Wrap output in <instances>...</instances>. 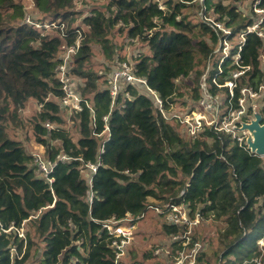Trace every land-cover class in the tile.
I'll list each match as a JSON object with an SVG mask.
<instances>
[{"label": "trees", "instance_id": "trees-1", "mask_svg": "<svg viewBox=\"0 0 264 264\" xmlns=\"http://www.w3.org/2000/svg\"><path fill=\"white\" fill-rule=\"evenodd\" d=\"M31 1L37 13L29 16L32 24L25 22L24 0H0V264H114L112 237L103 222L129 217L137 226L154 213L148 206L182 203L190 218L197 212L205 218L185 246L203 245L196 264H264V247L256 244L264 231L263 156L206 125L193 139L184 124L158 110L147 89L162 99L165 110L180 104L179 113L196 108L206 70V86L218 97L220 110L237 107L242 87H264V38L247 32L258 21L264 31V0H108L104 10L91 5L88 11L75 8L76 0ZM200 11L230 31L227 54L225 34L204 22ZM78 18L89 28L81 30ZM49 22L56 26H43ZM112 28L123 35L122 44L127 40L138 51L128 58L134 75L146 79V85L120 81L113 101L107 77L115 58L127 56L117 54L110 42ZM77 40L66 75L81 108L70 110L59 102L57 67L63 46ZM93 42L109 62L102 61V71L93 69ZM227 81L234 84L232 97ZM262 99L257 108L264 122ZM28 102L35 106L29 123L44 148L40 155L55 162L51 182L6 130ZM245 106L242 119L248 121L250 100ZM62 154L63 161L57 157ZM88 163L96 165L90 186ZM206 222L215 229L197 234ZM160 231L168 237L159 244L165 254L146 250L140 264L149 258L172 262L181 250L170 237L184 232L183 226L163 221ZM129 253L125 264H138L132 248Z\"/></svg>", "mask_w": 264, "mask_h": 264}, {"label": "built area", "instance_id": "built-area-1", "mask_svg": "<svg viewBox=\"0 0 264 264\" xmlns=\"http://www.w3.org/2000/svg\"><path fill=\"white\" fill-rule=\"evenodd\" d=\"M201 3L202 0H199ZM259 10V9H257ZM202 14V20L206 22L208 25L212 26L214 30H220L225 34V38L223 39V48L222 51L224 53H228L229 44L226 38L230 35V31L225 28L220 22H215L212 18L205 15L203 12L200 11ZM25 22L31 23L29 17H25ZM259 22H256L253 26L247 27V32L256 31L258 35L264 38V31H261L258 26ZM82 24V26H81ZM81 30L88 29L89 26H86L82 21L79 24ZM34 26L40 27L39 24L34 23ZM44 27H55L56 24L54 22H49L48 24H43ZM244 34H241V40H243ZM79 42L78 40L71 45L63 46L62 48V62L58 65V77L61 83V89L63 91V95L60 97L59 102L63 106L69 107L70 110H80L81 99L78 94L73 90L69 80L70 78L66 75L67 70V63L70 59V55L75 53L78 48ZM227 49V52L224 51ZM136 56V55H135ZM238 59V54L235 56L234 60L235 63ZM247 68V67H245ZM135 70L134 62L127 58L125 60H117L114 69L108 74L107 77V86L109 88V94L113 99L116 97L117 92L120 89V81H124L126 83H135L140 82L143 85H146V79L144 77L135 76L133 71ZM244 70L240 69L237 72L232 74L233 78H236L240 73ZM220 72V71H219ZM208 75V71L202 75L201 77V84H200V91L201 95L197 101L196 108L189 110V112H179L173 113L171 116L166 114V110L162 105V99L156 95V93L147 87V89L154 95V98L158 104V110L166 115L168 119H175L179 123L184 124V129L188 133L190 137L193 139L197 136V133L201 131L204 125L209 126L210 128L216 131H224L225 133L231 134L232 138L236 139L238 145H243L250 152L254 155H257L255 149L251 148V143L253 141V132L250 136L249 141L244 140V133L243 130H246L247 121L243 120L242 117L244 114L247 113L245 102L246 98L250 100V107H251V114L253 112V107L255 106L254 101L258 100L259 98H264V87L258 88V90H252L251 88H244L242 87L241 93L242 96L238 98L237 107L234 108L229 106L227 109L220 110L218 108L219 100L217 96H214L206 86V78ZM214 83H216L213 80ZM224 85H227L229 94L233 96L232 87L234 86L232 81L225 82ZM127 95V93H126ZM106 120V116L104 117ZM239 122V123H238ZM47 128L50 129V125H46ZM246 128V129H244ZM106 134V137L109 135V129L107 124H104L103 131ZM248 132H251L248 129ZM100 151H103V146L101 145ZM60 160H64L67 157L62 154L61 156H57ZM38 172H41L44 177L47 178L49 182L52 181V178L49 177V174L52 172V169L55 165V162L51 160H44L41 155L36 154L34 158ZM87 168L90 170V175L88 176L87 183L91 185V175L96 171V165L88 163ZM92 193L89 194L88 200L91 201ZM148 209L156 214H160L163 220V215L165 217V221L171 222L173 224H178L183 226L185 229L182 233L173 234L170 237L172 242H176L181 247V250L177 252V254L173 255L172 264H196L197 256L200 252H202L203 245L195 241L188 249H185V246L191 240V232L193 231V227L197 226L204 220L203 213L200 212L195 213L193 218L189 217V213L185 205L182 203L181 205L175 204H167L163 208L155 207V206H148ZM143 216V214L141 215ZM122 220H117L115 218H111L105 222H103L102 226L105 227L109 234L112 237V248L114 249V264H123L124 257L126 256V249L130 243L132 226L133 229L135 227V222H132V219L126 217L123 219V223H120ZM13 226H9L5 229H2L3 232L7 233L12 229ZM18 235L23 236L21 229L18 230ZM264 232L261 237L256 241V244L259 247H264ZM181 244V245H180ZM14 249V247H13ZM154 254H165L164 246H158L154 249ZM258 264V260H255Z\"/></svg>", "mask_w": 264, "mask_h": 264}, {"label": "rangeland", "instance_id": "rangeland-1", "mask_svg": "<svg viewBox=\"0 0 264 264\" xmlns=\"http://www.w3.org/2000/svg\"><path fill=\"white\" fill-rule=\"evenodd\" d=\"M107 1L108 0H98V1H91V0L90 1H85V0L78 1L76 0V3H74V7L77 8L78 10L88 11L91 5H95L99 7V9L104 10L105 9L104 5ZM242 5L241 7H243ZM24 6H25V11H26V14H25L26 16L28 17L31 15L33 17L37 16V13L33 9V3L31 0H24ZM255 11H258V10L256 9ZM199 16H201L202 18L201 13L199 14ZM80 21L81 19L78 18L77 22H80ZM114 29L115 28L111 29V32L109 34V40L114 45V48H117V54L122 55V56H127V58L128 56L130 57V55L132 56L133 53L136 56H139V53H137L138 51L136 50V48L134 47L132 48V45H130L126 39H125L126 41H124L125 43L122 44L124 40L123 35L116 33ZM91 48L93 52V57H92L93 69L95 71H102L104 69V64H102V61H104L106 64H109V62H107V60H105L104 57L102 58L101 54H99L98 45L96 43L93 42L91 45ZM224 51L227 52V49H225ZM263 59H264V55H263ZM117 60H119V58L116 57L115 61ZM191 83H192L191 81H190V84L184 83L183 90H188L191 87ZM182 98L183 100L185 99L187 100V104L189 103V100L188 98H186V96H182ZM261 101H263L264 103V99H262ZM258 102L259 100L254 101L255 106L253 107L252 114L249 115V120L246 123L247 125L252 123L253 121H257L258 119L261 120L262 118V115L259 113V109L257 108ZM179 109H181L180 104L171 103L169 108L166 111L171 112L173 114V113H178ZM34 110H35V106L32 104V102H28L27 105H25L22 109L19 110L18 118H16V120L11 121L7 125L6 130H7L9 137L20 140L24 148L26 149V151L29 152L35 158L36 154L40 155L44 152V148L43 146L35 142L33 131L29 123V118L33 114ZM69 123H71V121H69L68 124ZM243 133H244V140L249 141L250 136L252 135V131L248 132V128H247L246 130H243ZM262 156L264 159V155ZM90 173H91L90 170L86 169L85 171L86 179H88V176L90 175ZM263 202H264V199H263ZM259 203H262V201H260ZM164 219H165L164 215H163V220H162V218L159 217L158 214L149 213V216L145 218L144 220L139 221L137 223V226L136 224H134L135 225L134 229L132 226L133 233L131 234V239L129 243L130 246L128 248V255L126 257V260H124L123 262L124 264L125 262H128L130 248L133 249V252L135 254L134 256L136 257V260H138V264H140L141 262L140 260H142V253L144 251L151 250V249L154 250L156 247H158V245L161 242L164 243V241H168V237H166V234L165 233L162 234L160 231V224L161 222L165 221ZM213 224H214L213 222L203 223V225L198 228L199 232L197 234L202 235L204 233H209L211 229L213 231L215 229V227H213L214 226ZM192 234L193 232H191V237H192ZM246 238L249 239V236H247ZM163 261L165 264H168L166 259ZM156 262H157L156 258L155 259L149 258L144 261V264H157Z\"/></svg>", "mask_w": 264, "mask_h": 264}, {"label": "water", "instance_id": "water-1", "mask_svg": "<svg viewBox=\"0 0 264 264\" xmlns=\"http://www.w3.org/2000/svg\"><path fill=\"white\" fill-rule=\"evenodd\" d=\"M245 126L253 132L251 148L255 149L258 155H264V122L258 119Z\"/></svg>", "mask_w": 264, "mask_h": 264}, {"label": "crops", "instance_id": "crops-1", "mask_svg": "<svg viewBox=\"0 0 264 264\" xmlns=\"http://www.w3.org/2000/svg\"><path fill=\"white\" fill-rule=\"evenodd\" d=\"M132 55H133V56H135V54H134V53H133ZM151 214H152V213H151ZM167 262H168V261H167ZM168 264H171V263H170V262H168Z\"/></svg>", "mask_w": 264, "mask_h": 264}, {"label": "clouds", "instance_id": "clouds-1", "mask_svg": "<svg viewBox=\"0 0 264 264\" xmlns=\"http://www.w3.org/2000/svg\"><path fill=\"white\" fill-rule=\"evenodd\" d=\"M258 155V154H257ZM259 156V155H258ZM263 234V233H262Z\"/></svg>", "mask_w": 264, "mask_h": 264}]
</instances>
